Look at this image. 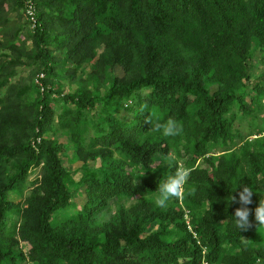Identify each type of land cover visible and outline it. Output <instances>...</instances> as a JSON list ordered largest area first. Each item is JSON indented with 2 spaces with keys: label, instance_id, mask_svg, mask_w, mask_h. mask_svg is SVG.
Instances as JSON below:
<instances>
[{
  "label": "trees",
  "instance_id": "1",
  "mask_svg": "<svg viewBox=\"0 0 264 264\" xmlns=\"http://www.w3.org/2000/svg\"><path fill=\"white\" fill-rule=\"evenodd\" d=\"M258 52L264 0H0V264L264 260ZM150 116L183 132L164 137ZM176 161L191 169L184 197L157 207Z\"/></svg>",
  "mask_w": 264,
  "mask_h": 264
},
{
  "label": "clouds",
  "instance_id": "2",
  "mask_svg": "<svg viewBox=\"0 0 264 264\" xmlns=\"http://www.w3.org/2000/svg\"><path fill=\"white\" fill-rule=\"evenodd\" d=\"M128 107V103L124 104ZM148 122L152 124L151 130L161 132L164 137H176L183 132V125L174 118L167 119L164 123L154 122L152 116L148 118ZM167 160L172 161V157H166ZM191 169L184 166L178 161L175 162V171L168 178L159 183L158 189L154 192V203L157 207H166L170 199H182L185 194V185L190 179ZM252 189L244 185L239 191L238 201L237 197L232 195L231 202H238L241 206L235 209L234 223L235 226L242 232L251 228L252 223L250 215L252 210L248 205L252 204ZM255 221L258 227H264V198L259 199L258 206L254 209ZM255 264H264V260L257 257Z\"/></svg>",
  "mask_w": 264,
  "mask_h": 264
},
{
  "label": "rangeland",
  "instance_id": "3",
  "mask_svg": "<svg viewBox=\"0 0 264 264\" xmlns=\"http://www.w3.org/2000/svg\"><path fill=\"white\" fill-rule=\"evenodd\" d=\"M253 63H254V68H253V70L255 71L254 72V78H257V77H259L261 74H263L264 73V62L262 61V59H261V54L258 52L257 54H256V56H255V59L253 60ZM25 74V73H24ZM250 84H251V82H250ZM237 126L239 127V124H237ZM59 141L60 142H62V143H65L66 141H65V139L64 138H61V137H59ZM70 154V153H69ZM71 155V154H70ZM68 161H67V159L65 158L64 159V164H65V166H69V164L67 163ZM77 163H79V162H77ZM77 163H75L73 166H70V168L74 171V170H76V168H78V166H80V164H77ZM29 183L30 182H33V181H36V180H40L41 179V174H40V169L38 168V169H35V171H33V170H30L29 171ZM80 177V174H76V178H79ZM36 186H33V188H35ZM33 188H31V186L29 187V185H28V183L26 184V188L24 189V193H23V195L19 192V191H16L15 193H12V194H10L9 195V199L10 200H12L13 202H15V203H19V202H24V200H25V198H26V195L28 194V192H29V189H31V190H33ZM77 202V207L79 208V209H81V207H82V204H83V199H81V200H78V201H76ZM188 221L190 220V218L188 217V219H187ZM21 248H23V251L25 252V253H28V249H29V246L26 244H22L21 245Z\"/></svg>",
  "mask_w": 264,
  "mask_h": 264
},
{
  "label": "built area",
  "instance_id": "4",
  "mask_svg": "<svg viewBox=\"0 0 264 264\" xmlns=\"http://www.w3.org/2000/svg\"><path fill=\"white\" fill-rule=\"evenodd\" d=\"M35 11L36 10L34 4L32 2H29L27 8V15L34 24L36 23Z\"/></svg>",
  "mask_w": 264,
  "mask_h": 264
}]
</instances>
